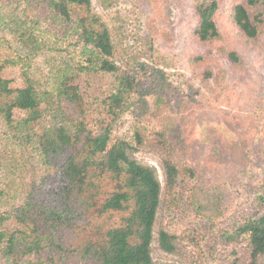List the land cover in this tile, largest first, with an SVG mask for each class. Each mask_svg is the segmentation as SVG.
<instances>
[{"label": "rangeland", "instance_id": "obj_1", "mask_svg": "<svg viewBox=\"0 0 264 264\" xmlns=\"http://www.w3.org/2000/svg\"><path fill=\"white\" fill-rule=\"evenodd\" d=\"M217 1L215 19L222 37L204 42L196 33L201 0H92L94 12L111 31L113 59L136 77L132 107L114 125L113 133L135 142L133 157L156 168L162 183L152 250L159 264H264V254L251 262L246 240L220 245L208 256L200 254L184 232L200 217L226 226L242 212L252 213V193H264V0L250 9L252 16L259 13L263 20L255 39L246 37L232 20L234 6L248 5V0ZM26 10L36 32L51 47L39 53L27 48L36 54L30 73L46 76L51 67L44 59L58 51L66 49V54L79 58L82 42L75 30L67 36L60 31L58 40L55 34L59 30L49 21L46 9L27 5ZM11 25L2 20L0 36L10 38L15 48L18 42L10 32ZM17 45L22 50V44ZM52 45L59 50H52ZM4 50L6 55L14 54ZM230 51L238 54V63L230 59ZM5 76L13 79V85L23 82L20 67L7 68ZM88 76L89 83L83 85L86 97L90 93L103 97L114 87L112 74L92 72ZM23 116L16 112V117ZM136 132L141 135V145L136 144ZM3 143L0 149L9 148L0 163V186L15 182L11 203H21L32 191L38 203L49 208L58 205L62 185L55 167L63 161L47 164L33 145L24 148L11 140ZM166 158L180 167L177 188L167 187ZM124 215L109 213L101 221L119 225ZM166 228L179 236L177 255L160 249L159 230ZM62 237L68 249L81 240L77 232H65ZM54 259L55 264H97L67 250L56 252Z\"/></svg>", "mask_w": 264, "mask_h": 264}, {"label": "trees", "instance_id": "obj_2", "mask_svg": "<svg viewBox=\"0 0 264 264\" xmlns=\"http://www.w3.org/2000/svg\"><path fill=\"white\" fill-rule=\"evenodd\" d=\"M261 1L238 3L232 11L233 22L249 39L261 32V15L254 17L250 11ZM27 5L46 9L49 21L59 30L55 36L60 31L67 36L75 30L82 42L79 58L66 54V49L58 51V55L44 59L51 67L46 76L30 73L36 54L27 48L39 53L51 47L36 32ZM0 9V22L13 24L10 32L15 34L16 43L22 44V50L17 44L14 48L10 38L0 36V142L11 140L24 148L33 145L47 164L63 161L55 167L62 189L58 193L61 204L54 207L38 203L32 191L21 203L13 204L10 194L15 191V182L0 186V264H55L56 252L66 250L97 264H159L152 250L162 183L156 168L133 157L135 142L113 133L114 125L132 107L130 99L137 81L113 59L108 25L94 12L92 0H0ZM218 10L217 0H201L197 5L196 33L201 41L221 39L215 19ZM52 46V50H59ZM3 49L14 54L6 55ZM228 56L240 61L235 51ZM9 67L21 68L22 84L13 85V79L5 76ZM92 72L114 75V87L103 97L85 96L83 85L89 83ZM16 112L24 116L16 117ZM135 140L142 144L137 132ZM8 148L0 149V163ZM164 167L167 187L177 188L180 167L170 158L165 159ZM252 198V213L242 212L226 226L200 217L193 228L185 229L195 249L209 256L220 245L246 240L247 255L252 263L257 261L264 254V193L256 191ZM109 213L125 215L119 225H107L101 220ZM65 232L81 235L74 249L65 247ZM178 238L175 231L160 229V249L179 254Z\"/></svg>", "mask_w": 264, "mask_h": 264}]
</instances>
